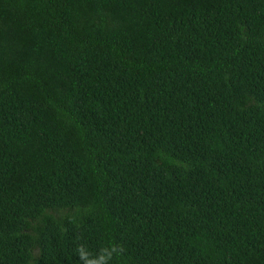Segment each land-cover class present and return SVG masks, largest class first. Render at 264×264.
Listing matches in <instances>:
<instances>
[{"label":"trees","instance_id":"trees-1","mask_svg":"<svg viewBox=\"0 0 264 264\" xmlns=\"http://www.w3.org/2000/svg\"><path fill=\"white\" fill-rule=\"evenodd\" d=\"M0 264H264V0H0Z\"/></svg>","mask_w":264,"mask_h":264}]
</instances>
